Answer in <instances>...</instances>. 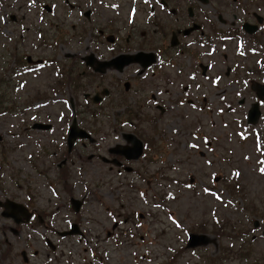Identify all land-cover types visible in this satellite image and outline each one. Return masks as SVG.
<instances>
[{"label":"flooded vegetation","instance_id":"obj_1","mask_svg":"<svg viewBox=\"0 0 264 264\" xmlns=\"http://www.w3.org/2000/svg\"><path fill=\"white\" fill-rule=\"evenodd\" d=\"M221 51L249 60L229 64L225 89L245 84L252 102L236 103L248 105L246 133L255 134L248 126L264 112V96L251 88L264 86V0H0V118L14 116L0 132V264H71L67 242L86 237L70 218L84 203L71 196L73 178L141 176L153 161L154 138L165 133H184V144L189 136L204 141L198 122L189 129L180 113L178 124L168 116L234 112L222 75L213 73ZM253 105L259 117L249 125ZM47 111L52 120L36 121ZM248 136L239 139L249 143ZM28 146L40 162L31 169L56 177L61 189L17 178L26 173L17 154ZM259 217L251 230L264 238V212ZM223 229L231 238L230 226Z\"/></svg>","mask_w":264,"mask_h":264},{"label":"rangeland","instance_id":"obj_2","mask_svg":"<svg viewBox=\"0 0 264 264\" xmlns=\"http://www.w3.org/2000/svg\"><path fill=\"white\" fill-rule=\"evenodd\" d=\"M234 53L221 51L219 63L213 69V73L222 75L221 90L230 95L233 113L180 109L168 116L178 124L174 118L180 113L181 126L189 129L194 121L198 122L203 127L204 141L189 136L184 144V133L179 131L171 139L165 133L154 138L153 161L141 176H80L71 180V196L83 198L84 203L70 218L76 217L86 237L67 242L73 255L64 259L72 260L71 264H264V238L260 230H251V222L264 212V141L255 130H263L264 137V112L260 124L248 126L255 134L246 133V108L252 97L241 82L225 89L230 84L229 64L249 63ZM241 98H245L246 107L237 105ZM40 117L42 121H36L53 119L50 111ZM12 124L14 116L3 115L0 132ZM242 134H249V143L239 139ZM42 139L48 144L46 138ZM190 142L197 145L195 150L188 149ZM35 153L36 147L28 146L17 154L26 160V173L17 178L27 179L35 186H47L50 182L61 189L56 177L45 176L42 169H31L30 164L35 162L31 154ZM94 169L100 175L99 166ZM230 175L236 177L230 180ZM214 178L218 181L214 182ZM233 179L237 182L233 183ZM114 223L118 224L115 236L118 233L119 237L107 238ZM224 226H230L227 232L232 234L231 238L221 234ZM189 234L205 235L209 243L187 249Z\"/></svg>","mask_w":264,"mask_h":264},{"label":"water","instance_id":"obj_3","mask_svg":"<svg viewBox=\"0 0 264 264\" xmlns=\"http://www.w3.org/2000/svg\"><path fill=\"white\" fill-rule=\"evenodd\" d=\"M252 90L256 91V93L258 94L259 98L262 99V97L264 96V86H261L257 83H252L251 86ZM258 117H259V111L257 108V105H253L250 110L248 111V116H247V123L248 124H256L258 121ZM34 127L39 128V129H48V126H40V125H35ZM72 134V129L69 135V147L72 144V139L75 138L74 135ZM139 154V151H138ZM137 154V155H138ZM215 180L217 181L218 178H215ZM190 182H192V179L190 180ZM79 206V203H77ZM77 206V209H78ZM209 243V239L205 236V235H195V234H191L189 235V240H188V244H187V248H192V247H196V246H206Z\"/></svg>","mask_w":264,"mask_h":264}]
</instances>
